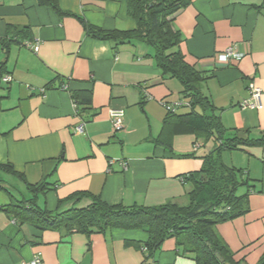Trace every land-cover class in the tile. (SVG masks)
I'll list each match as a JSON object with an SVG mask.
<instances>
[{
	"label": "crops",
	"instance_id": "0c3cea01",
	"mask_svg": "<svg viewBox=\"0 0 264 264\" xmlns=\"http://www.w3.org/2000/svg\"><path fill=\"white\" fill-rule=\"evenodd\" d=\"M128 1L56 0L58 14L37 0H0V72L10 78L0 82V164H11L28 184L45 183L37 205L44 200L49 212L88 206L91 199L82 197L58 209V200L82 192L109 205L183 204L189 186L181 176L198 171L205 149L209 153L214 146L212 139L207 146L208 140L178 124L189 107L168 113L159 104L188 99L178 81L162 77L147 45H117L86 34L82 22L105 31L133 30ZM171 19L182 39L178 49L206 77L201 92L225 134L236 129L259 138L264 97L258 110H241L239 103L248 98L249 86L264 89V0H189ZM22 28L27 38L18 33ZM17 36L24 38L20 45L14 43ZM234 44L241 50L246 44L244 57L218 63L215 56ZM78 93L84 94L79 103ZM119 109L124 117L117 134L109 112ZM80 123L84 131L78 134ZM226 155L225 165L241 170L252 191L249 212L218 225L216 233L235 260L256 264L264 252V146ZM2 175L26 191L19 179L0 171L9 192ZM9 194L0 192V207L18 200ZM23 197L29 198L27 191ZM145 239L139 231L110 230L89 237L64 228L40 231L0 211V264H23L35 257L42 264H196L174 239L148 255Z\"/></svg>",
	"mask_w": 264,
	"mask_h": 264
},
{
	"label": "trees",
	"instance_id": "16d2710c",
	"mask_svg": "<svg viewBox=\"0 0 264 264\" xmlns=\"http://www.w3.org/2000/svg\"><path fill=\"white\" fill-rule=\"evenodd\" d=\"M37 2L62 14L56 0ZM188 3L189 0H129L128 12L135 22V28L128 31H105L82 22L86 34L95 40L117 45L137 42L147 45L152 50L154 64L162 77L178 81L182 86V97L188 99L186 102L191 111L179 116L178 124L205 141L213 140L211 151L200 158V169L181 176L183 183L189 186L185 203L167 201L156 206L109 205L82 192L58 200V209L63 203L82 197L91 199L88 206L49 212L37 205L38 196L47 190L46 184H28L21 173L14 171L11 164L5 163L0 164V171L19 179L25 185L29 198L13 200L0 207V211L19 224L27 223L40 231L64 228L68 233H80L87 237L110 230L143 232L146 235L143 246L148 255L165 240L174 239L183 253L193 256L196 264H243L242 260L234 259V253L218 236L216 227L249 212L248 197L252 188L246 175L241 170L226 166L221 155L225 151L263 147L264 132L259 138H250L247 131L236 129L231 135L225 134L219 118L214 114V107L201 92L205 75L197 72L178 49L182 39L173 28L171 18ZM26 32V28L18 31L27 38ZM23 41L24 38L19 36L14 39L18 45ZM1 42L8 51V44ZM3 77L0 72V82ZM83 96V93L76 94V101ZM243 189L244 193L239 192ZM0 192L10 196L2 182ZM131 243L126 241V244ZM256 264H264V252Z\"/></svg>",
	"mask_w": 264,
	"mask_h": 264
},
{
	"label": "built area",
	"instance_id": "2783aa9c",
	"mask_svg": "<svg viewBox=\"0 0 264 264\" xmlns=\"http://www.w3.org/2000/svg\"><path fill=\"white\" fill-rule=\"evenodd\" d=\"M26 47L30 48L33 51L37 50V45H31L26 44ZM247 53L246 50V44L242 45V50L239 48L238 44H234L227 48L224 52L219 53L215 56V59L218 63L227 64L232 61L238 62L240 61L244 55ZM10 81V78L6 76L5 78H2V82L7 83ZM262 97H264V89L249 86V96L247 99L242 100L239 103V108L241 110H247V109H261L262 108ZM159 104L167 111V112H174L175 108L180 106H187L189 107L188 102L181 101L177 102L173 106H170L164 102H159ZM110 124L113 133L120 132L123 129V117L124 112L123 110H110ZM84 131V124L80 123L76 126L75 132L78 134L83 133ZM198 146L196 145L195 148ZM121 166L123 170L127 169V164L124 161H121ZM23 264H42L39 257H35L30 262L23 263Z\"/></svg>",
	"mask_w": 264,
	"mask_h": 264
},
{
	"label": "rangeland",
	"instance_id": "374dc122",
	"mask_svg": "<svg viewBox=\"0 0 264 264\" xmlns=\"http://www.w3.org/2000/svg\"><path fill=\"white\" fill-rule=\"evenodd\" d=\"M2 88H6V87H8V86H1ZM120 132H117V134H119ZM202 140V139H201ZM202 141H204V139L202 140ZM207 146L209 145V146H212V141H210V140H208L207 141ZM199 148V147H198ZM206 150V152L208 153V149L206 148L205 149ZM232 152H234V151H232ZM225 153V154H224ZM228 153H230V152H228V151H225V152H223L222 153V155H221V160H222V162H223V157L226 159V164L229 162H227V156L228 155H226V154H228ZM224 163V162H223ZM225 164V163H224ZM230 165V164H229ZM4 178H7V179H5L6 180V184H7V186L9 187V190H10V193L14 196V198H16V199H21L22 198V195H24V194H26V191H25V189H24V187L19 183V182H17L16 180H14V179H9L6 175H2ZM239 192H241V191H239ZM13 200V199H12ZM44 200H40V202H39V206L40 207H44Z\"/></svg>",
	"mask_w": 264,
	"mask_h": 264
}]
</instances>
